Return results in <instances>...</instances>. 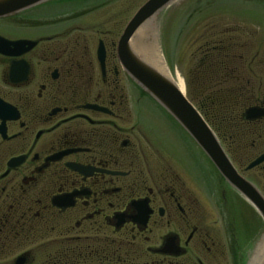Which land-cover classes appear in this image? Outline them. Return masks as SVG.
Returning <instances> with one entry per match:
<instances>
[{
	"label": "flooded vegetation",
	"instance_id": "af4514ba",
	"mask_svg": "<svg viewBox=\"0 0 264 264\" xmlns=\"http://www.w3.org/2000/svg\"><path fill=\"white\" fill-rule=\"evenodd\" d=\"M33 8L0 17V264H243L242 235L264 238L258 212L210 162L214 175L197 176L141 124L146 95L113 42L97 40L94 93L92 61L74 62L44 33L55 14ZM250 107L263 115L245 120ZM237 115L219 142L264 200V161L247 169L264 153V97Z\"/></svg>",
	"mask_w": 264,
	"mask_h": 264
},
{
	"label": "rangeland",
	"instance_id": "374dc122",
	"mask_svg": "<svg viewBox=\"0 0 264 264\" xmlns=\"http://www.w3.org/2000/svg\"><path fill=\"white\" fill-rule=\"evenodd\" d=\"M145 1L53 0L55 3L49 8L39 5L25 14H55L44 21L51 24L44 33H54L58 45H68L77 56L74 62L88 67L92 61L93 81L98 83L93 89L95 93V88L102 87L96 80L94 64L97 40H103L107 46L111 42L115 45L127 22ZM151 26L155 29L165 68L173 79L182 81L183 93L196 109H202L209 116L212 109L208 97L220 89L243 93V97L238 96L242 99L238 100L239 107L226 105L235 114L263 99L264 0H175L153 18ZM207 45L211 49L210 62L202 58L208 52ZM225 79L233 80L224 82ZM121 84L128 86L124 80ZM136 111L143 113L145 121L141 124L154 138L173 147L184 164L193 165L197 176L214 175L208 167L209 160L151 98L145 96V102H140ZM247 175L256 178V172ZM243 216L249 223L254 219L245 210ZM235 226L241 234L244 225L236 222ZM241 242L250 255L255 248L254 238L246 241L242 235ZM243 256V264H248L249 256Z\"/></svg>",
	"mask_w": 264,
	"mask_h": 264
},
{
	"label": "water",
	"instance_id": "95a60500",
	"mask_svg": "<svg viewBox=\"0 0 264 264\" xmlns=\"http://www.w3.org/2000/svg\"><path fill=\"white\" fill-rule=\"evenodd\" d=\"M46 1L49 0H0V17L33 8ZM173 1L175 0H146L135 11L116 42L117 62L131 82L150 97L188 135L223 180L253 206L264 222L263 198L252 184L237 174L214 132L199 111L170 76L139 58L131 48L135 32ZM96 58L102 67L104 48L101 41L97 44ZM262 115L263 111L260 108L250 107L244 111L243 118L254 120ZM263 161L264 153L250 163L247 169ZM259 264H264V257Z\"/></svg>",
	"mask_w": 264,
	"mask_h": 264
},
{
	"label": "bare ground",
	"instance_id": "6f19581e",
	"mask_svg": "<svg viewBox=\"0 0 264 264\" xmlns=\"http://www.w3.org/2000/svg\"><path fill=\"white\" fill-rule=\"evenodd\" d=\"M152 22L153 19L146 22L135 32V36L131 41V48L139 58H142L146 63L151 64L165 75L171 77L164 67L162 54L158 48L157 35L154 31L155 29L151 26ZM172 80L175 82L176 86L183 91L182 81L173 78ZM248 256V264L260 263L264 257V238L255 245L253 252Z\"/></svg>",
	"mask_w": 264,
	"mask_h": 264
},
{
	"label": "trees",
	"instance_id": "16d2710c",
	"mask_svg": "<svg viewBox=\"0 0 264 264\" xmlns=\"http://www.w3.org/2000/svg\"><path fill=\"white\" fill-rule=\"evenodd\" d=\"M208 52H204L202 58L206 62L212 61L211 59V49L207 45L206 46ZM243 97V93L240 92H234V91H220L215 96V99L212 97H208L210 108L212 109V113L210 112L209 116L201 109L199 111L203 115V117L206 119V121L209 122V125L213 128L215 133L217 134L219 140L225 145L227 148V140L229 133V127L230 124L238 119V115L235 114L230 107H227L226 105H229L231 107L238 106V100L240 102L242 99L240 97ZM193 102V101H192ZM248 106V105H247ZM209 118V119H208Z\"/></svg>",
	"mask_w": 264,
	"mask_h": 264
}]
</instances>
